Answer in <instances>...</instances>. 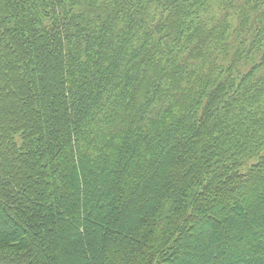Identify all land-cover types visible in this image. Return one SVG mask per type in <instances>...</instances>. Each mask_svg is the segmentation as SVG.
<instances>
[{
	"label": "trees",
	"instance_id": "16d2710c",
	"mask_svg": "<svg viewBox=\"0 0 264 264\" xmlns=\"http://www.w3.org/2000/svg\"><path fill=\"white\" fill-rule=\"evenodd\" d=\"M0 264H264V0H0Z\"/></svg>",
	"mask_w": 264,
	"mask_h": 264
}]
</instances>
